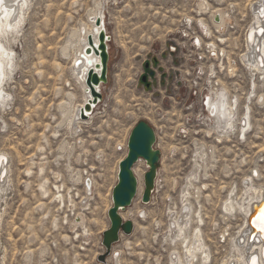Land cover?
I'll return each mask as SVG.
<instances>
[{
	"label": "rangeland",
	"instance_id": "1",
	"mask_svg": "<svg viewBox=\"0 0 264 264\" xmlns=\"http://www.w3.org/2000/svg\"><path fill=\"white\" fill-rule=\"evenodd\" d=\"M255 1L28 0L17 37L1 39L13 68L1 86L7 173L0 183V264H101L118 164L139 121L155 130L157 181L142 204L146 167L136 164L139 190L121 212L134 229L105 264H172L184 258L179 242L186 245L196 227L209 259L198 254L194 264H234L233 242L246 225L237 204L246 188L264 192V75L241 60ZM98 7L110 38L107 83L87 123L73 127L71 114L83 97L71 69L73 34ZM221 91L236 102L234 128L224 132L204 106ZM245 115L250 126L240 134ZM195 163L198 178L182 199ZM185 205L191 212L182 237L173 239L169 224L185 220Z\"/></svg>",
	"mask_w": 264,
	"mask_h": 264
},
{
	"label": "bare ground",
	"instance_id": "2",
	"mask_svg": "<svg viewBox=\"0 0 264 264\" xmlns=\"http://www.w3.org/2000/svg\"><path fill=\"white\" fill-rule=\"evenodd\" d=\"M27 4H28V0H0V102H5L7 98V94H5L1 88L2 84L4 83L7 77L6 71L7 70L11 71L13 68L12 50L6 48L3 45L1 39H3L5 34L7 33H11L13 35L12 38H14L15 35L17 37V34L21 30V25L25 16L24 10L26 9ZM251 7L253 13L255 14L256 19L254 20V23L251 26L250 32L248 34V41H247L248 49L246 48L247 52L241 56V60L243 64L248 66L253 71L260 72L264 75V34L261 33V29H264V0L255 1L251 5ZM97 18H100L102 23V28L105 31L103 9L101 7L100 8L98 7L87 16L88 22L86 24L81 25L73 34V38L75 40L74 41L75 46H74L73 57L71 60V69L75 74L77 83L83 92L81 103L73 109L71 114L72 117H71V122H69V124H71L73 127L87 123L86 121H83L82 119L79 118V109L82 108L84 104L87 102V100L90 98L89 93L86 92V87L84 84V74L86 71V67L85 65H83L81 67L76 68L74 66V63L78 59V56L81 54L83 48L86 46V36L88 34H93V35L95 34L94 23ZM224 20H225L224 15L218 13L217 17L215 18V22H217L216 25L218 27H221L222 24L224 23ZM96 32H98V30H96ZM196 42H199V40ZM215 57L219 59V54H216ZM227 61L230 68L228 69L230 70V73H232L234 68L231 63V60L228 57H227ZM95 62H98V59H96ZM234 104H232L230 101L227 100V97L224 95V92L222 91L215 93L214 96L210 95L206 97L204 106L208 114L207 116H209L213 126L217 130H220L221 132H224L225 130H233L234 128L233 120L235 118V110L233 109ZM92 114L93 111L88 116V119ZM248 121H249L248 117L247 115H245L244 122L242 125L243 128L240 131V134L245 132L247 128L250 126ZM202 156L200 155L201 160H202ZM0 166L3 169L4 165H0ZM199 169H200L199 164L195 163L193 172H191L192 175L189 178H187L186 188L182 189L181 192L182 199H184L186 196L187 185L188 184L191 185L193 182L192 180L194 179L197 180ZM133 170L137 180L138 179L140 180L141 173L137 169V165H135ZM89 187L90 184L87 185V188ZM138 190H139V185H138ZM243 195L244 198L237 205L239 209L242 210V212L246 216V221H245L246 225L245 228L241 231L240 236L237 239H235L233 242L234 243L233 247L236 253V256H234V264H248L249 257L255 254L256 252L261 251V245L257 243L256 238L253 241L249 242L248 219L253 217L257 213L264 215V192H260L259 190L257 191L255 188L250 187V188H246L245 193ZM228 206L231 207V204L227 203L224 205V211H228ZM184 207H185V213L184 214L182 213L183 215L181 217L184 218L185 220L181 219V221H179L178 219H176L173 222H171L172 224H169L170 230L173 231V236H172L173 239L179 240L182 237L183 228H184L183 226L186 223V219L189 216V213L191 212V208L189 205H185ZM254 223L255 221H252V225H254ZM82 224H83V218L81 217L80 219H78V221L73 223V227L81 226ZM262 236L264 239V233ZM179 243L185 246L184 258L183 256L182 257L180 256L172 264H194V260L198 254L200 255V257L204 262L208 261L209 252L205 249L206 245L203 241V238L201 237V230L198 227L192 230V233L190 235V240L189 242H187L186 245H185L186 240L180 241ZM113 256H114V252L112 253V258H114ZM115 260L117 261L116 258H114V261ZM262 262H263L262 259H260L259 263L262 264ZM222 264H230V263L228 261H222Z\"/></svg>",
	"mask_w": 264,
	"mask_h": 264
},
{
	"label": "water",
	"instance_id": "3",
	"mask_svg": "<svg viewBox=\"0 0 264 264\" xmlns=\"http://www.w3.org/2000/svg\"><path fill=\"white\" fill-rule=\"evenodd\" d=\"M94 27L95 34L86 36V46L74 63L76 68L85 65L84 84L86 92L90 95L84 106L79 109V118L82 120H87L93 109L102 100L101 87L107 83L110 38L102 28L100 18L96 19ZM96 59L98 62H95ZM155 143V130L146 121L137 122L129 133L127 152L118 164L117 182L111 191V206L107 211L109 227L103 231L101 236V246L104 252L97 257V261L101 264H105L113 245L119 241L120 237L122 235L130 236L133 232V222L124 220L120 214L131 205L137 196L139 184L133 169L138 162H143L146 167L142 178L141 203L146 205L150 201L157 177V166L160 163V152L155 148ZM0 162L1 165H6V160L3 157H0ZM4 176L5 170L0 166L1 182ZM86 184L89 185V180H86ZM262 217L264 215L257 213L248 219L249 242L256 238L257 243L261 245V251L251 255L248 264H253V259L256 264H260L259 260L262 259V264H264V239L261 231L264 228V219ZM252 221H255L254 225H252Z\"/></svg>",
	"mask_w": 264,
	"mask_h": 264
},
{
	"label": "snow or ice",
	"instance_id": "4",
	"mask_svg": "<svg viewBox=\"0 0 264 264\" xmlns=\"http://www.w3.org/2000/svg\"><path fill=\"white\" fill-rule=\"evenodd\" d=\"M261 33L264 34V29H261ZM264 219V217H262ZM262 233H264V228L261 229ZM253 264H256L255 259H253Z\"/></svg>",
	"mask_w": 264,
	"mask_h": 264
}]
</instances>
